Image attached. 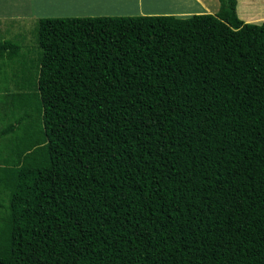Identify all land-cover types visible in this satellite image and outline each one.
<instances>
[{
  "label": "trees",
  "instance_id": "1",
  "mask_svg": "<svg viewBox=\"0 0 264 264\" xmlns=\"http://www.w3.org/2000/svg\"><path fill=\"white\" fill-rule=\"evenodd\" d=\"M236 3L36 19L0 107V264H264V21ZM20 51L0 39L4 85Z\"/></svg>",
  "mask_w": 264,
  "mask_h": 264
},
{
  "label": "crops",
  "instance_id": "2",
  "mask_svg": "<svg viewBox=\"0 0 264 264\" xmlns=\"http://www.w3.org/2000/svg\"><path fill=\"white\" fill-rule=\"evenodd\" d=\"M117 0H97L96 4H103L105 2H113L116 4ZM172 1V0H170ZM178 1V0H174ZM236 13L239 18H241L245 22L249 23H261L264 21V0H236ZM191 4L196 3L197 6L195 8H190L187 11L185 9H181V11L175 12H152V11H139L135 15H145V14H173L179 17H187L195 13H215L219 9V0H190ZM38 6V8H37ZM65 7V6H62ZM107 8L106 6H104ZM140 8V6H137ZM105 8H102L100 12H90L88 13H79V12H72L70 9L69 14H65L63 16H85V15H105L104 13ZM113 8H116L117 11L114 10L112 14H118V5H114ZM64 9V8H62ZM109 9V8H108ZM40 10V11H38ZM48 11L54 10L51 6H49ZM67 13V12H66ZM51 15H46L44 12V8L38 4H36V0H0V39H14L19 42L21 46V53H20V66L13 64V69L11 66L6 68L10 72V76L7 79L8 83L4 85V74L0 72V107H2L1 102L5 99L7 95L6 89H10L13 91L16 87V82L18 80L25 83L31 84L33 81V72L35 71V67L32 68V73L28 71L30 68L29 57H33L34 53L31 51V48L34 46L33 38L27 43L26 41V33L27 25L30 22L36 21V19L40 17H47ZM19 25V28H13V23ZM5 26L4 31H7L6 35L2 34V28ZM9 27V29L7 28ZM26 32V33H25ZM29 33V32H28ZM23 55V56H22ZM0 71L1 68H0ZM14 72V73H13ZM16 78L13 80V78ZM3 117L2 111H0V119Z\"/></svg>",
  "mask_w": 264,
  "mask_h": 264
},
{
  "label": "rangeland",
  "instance_id": "3",
  "mask_svg": "<svg viewBox=\"0 0 264 264\" xmlns=\"http://www.w3.org/2000/svg\"><path fill=\"white\" fill-rule=\"evenodd\" d=\"M97 0H36V4L40 5L44 8V12L46 15L51 16H63L65 14H69L68 11L70 9L72 12H79L82 13H88L90 12H100L102 8H105L104 13L105 15H135L139 11H152V12H175L177 13L179 8L185 9L186 11L190 8L199 7L196 3L191 4L190 0H178V1H170V0H117L116 4L113 2H105L103 4H96ZM114 5H118V14H112L116 10V8H113ZM49 6H51L54 10L48 11ZM65 6V7H62ZM137 6H140L138 8ZM190 7V8H189ZM38 8V6H37ZM64 8V9H62ZM109 8V9H108ZM100 9V10H98ZM176 9V10H175ZM40 11V10H38ZM181 11V9L179 10ZM67 12V13H66ZM13 28H19L18 24L13 23ZM36 23L35 21L30 22L27 25V31L26 33V41L27 43L33 38L34 35V29H35ZM9 29V27H7ZM3 35L7 34V31H4L5 26L2 28Z\"/></svg>",
  "mask_w": 264,
  "mask_h": 264
}]
</instances>
